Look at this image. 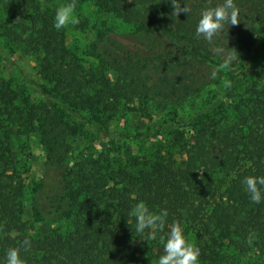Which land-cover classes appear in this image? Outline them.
Here are the masks:
<instances>
[{
    "label": "trees",
    "instance_id": "16d2710c",
    "mask_svg": "<svg viewBox=\"0 0 264 264\" xmlns=\"http://www.w3.org/2000/svg\"><path fill=\"white\" fill-rule=\"evenodd\" d=\"M85 2L101 19L81 51L42 0H0V55L36 54L41 76L0 74V261L16 247L24 264H157L178 222L199 264H264V200L242 184L264 176V64L241 65L264 39V0H234L237 24L212 43L195 29L222 0H176L188 8L177 16L172 0H75ZM141 109L161 114L157 127L129 124ZM81 133L91 138L74 151ZM103 137L112 144L97 148ZM35 148L56 179H41L28 213ZM139 202L167 210L155 239L135 232Z\"/></svg>",
    "mask_w": 264,
    "mask_h": 264
},
{
    "label": "clouds",
    "instance_id": "9594fccd",
    "mask_svg": "<svg viewBox=\"0 0 264 264\" xmlns=\"http://www.w3.org/2000/svg\"><path fill=\"white\" fill-rule=\"evenodd\" d=\"M172 4L173 13L176 16L181 11L188 13V8L181 7V4L177 3L176 0H172ZM75 7V0H70V2L62 4L56 9L53 22L56 30H60L69 24L78 23ZM237 22L238 10L234 0H222L219 5L202 11L195 32L198 37H203L212 43L214 36L224 28L225 24L229 26L235 25ZM235 60L236 56L233 53H227L223 65L227 67ZM212 76L215 78L216 70H213ZM242 184L252 203L259 204L264 200V176H245ZM130 215L135 218L136 233L143 234L147 229L149 230V237L155 239L157 232L164 228L168 213L166 209L153 213L145 203L139 202L130 210ZM161 239L163 240V254L158 257L157 264H199L200 249L187 240L184 226L180 223L174 222L166 238L161 237ZM5 257L6 259L0 261V264H24L19 248H9Z\"/></svg>",
    "mask_w": 264,
    "mask_h": 264
},
{
    "label": "rangeland",
    "instance_id": "374dc122",
    "mask_svg": "<svg viewBox=\"0 0 264 264\" xmlns=\"http://www.w3.org/2000/svg\"><path fill=\"white\" fill-rule=\"evenodd\" d=\"M43 3L50 7L52 9L53 14L55 15L56 9L61 6L62 4L67 3L66 0H42ZM75 15L78 19V23L72 25H66L69 30V40L71 44H73L75 47L80 46L81 51L84 50L89 42L93 40L94 38V32L93 29H89L91 23L96 19L100 20L101 17H99L95 10L93 9L91 3L85 2L83 4L78 3L75 7ZM82 24H86L82 26ZM89 24V25H88ZM123 29V28H122ZM129 41H134L135 39L130 38ZM12 61H9L4 56L0 55V74H2L6 78H10L15 74L14 81H18L20 79L24 80V77L27 76L31 79H36L38 81H41L40 76V70L37 63L36 54H28L25 53L21 49H17L12 54ZM12 64H15L16 67ZM253 64H264V39L258 40L256 43L254 49L252 52H250L243 60L244 66H249ZM12 65V66H11ZM239 63H236V66H238ZM10 69L13 71V73L10 72ZM30 85V92L32 93V96L36 100H42V95L38 91L37 86ZM161 118L160 113H148L145 110H140L138 112H135L131 118L129 124L136 127L144 128L149 123H153L155 127L158 125V121ZM121 120H114L112 122V125L121 124ZM188 136H190V133H188ZM90 135L87 133H81L77 138L73 141L74 151L79 150L80 148L84 147L89 139ZM116 142V141H115ZM110 144H112V138L110 137H103L97 141H95V145L97 148H103L108 147ZM116 144V143H115ZM122 144V152H124L125 155L130 153H138L141 151L140 146H134L128 143H120ZM56 177V171L46 164V159L43 155V152L40 148H35V152L33 155L32 160V172L30 174V178L28 181V187L26 191V197H25V207L26 211L30 213V210L32 208L31 206V199H32V193L34 188L38 185V183L41 181V179L45 180L46 187H51ZM52 225H47L43 223H35L34 224V230H46L51 229Z\"/></svg>",
    "mask_w": 264,
    "mask_h": 264
}]
</instances>
